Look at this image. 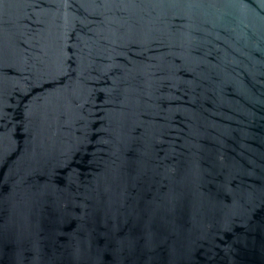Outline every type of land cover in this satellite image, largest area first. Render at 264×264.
Segmentation results:
<instances>
[{
    "label": "water",
    "instance_id": "water-1",
    "mask_svg": "<svg viewBox=\"0 0 264 264\" xmlns=\"http://www.w3.org/2000/svg\"><path fill=\"white\" fill-rule=\"evenodd\" d=\"M0 264H264V0H0Z\"/></svg>",
    "mask_w": 264,
    "mask_h": 264
}]
</instances>
